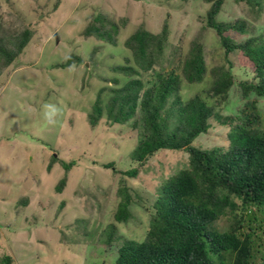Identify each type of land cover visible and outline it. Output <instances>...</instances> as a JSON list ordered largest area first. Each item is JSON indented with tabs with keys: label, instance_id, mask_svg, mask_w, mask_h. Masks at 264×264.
<instances>
[{
	"label": "rangeland",
	"instance_id": "rangeland-1",
	"mask_svg": "<svg viewBox=\"0 0 264 264\" xmlns=\"http://www.w3.org/2000/svg\"><path fill=\"white\" fill-rule=\"evenodd\" d=\"M252 1L263 3L258 18L248 0H226L218 16L221 22L250 24L247 36L232 33L239 43L264 36V0ZM210 6L203 0H0V36L20 34L27 27L33 33L20 57L0 75V264H116L124 242L146 240L153 213L147 208L162 185L188 166L189 157L184 151L162 150L140 167L137 178L122 174L137 166L132 152L142 124L134 127L135 119L115 123L109 114L111 91L137 78L114 68H137L125 42L141 29L159 35L168 23L169 45L162 61L140 76L145 89L157 76L175 72L182 78L183 62L194 43H202L209 66L206 78L223 65L233 66L237 80L220 115L240 114L248 99H242L239 82L254 77L253 64L239 52L223 59L216 32L206 28ZM99 16L120 28L116 44L86 36ZM71 56L83 62L67 65ZM209 82L184 81L181 101L197 94L208 97ZM251 101L257 109L248 113L257 115L256 126L264 129V99L252 95ZM47 105L59 109L52 123L45 118ZM97 109L102 115L94 124ZM210 124L195 146H228L229 127L214 118ZM110 163L114 169L105 168ZM63 164L71 170L66 172ZM123 186L133 199L131 216L115 222ZM228 224L224 217L217 226Z\"/></svg>",
	"mask_w": 264,
	"mask_h": 264
},
{
	"label": "trees",
	"instance_id": "trees-1",
	"mask_svg": "<svg viewBox=\"0 0 264 264\" xmlns=\"http://www.w3.org/2000/svg\"><path fill=\"white\" fill-rule=\"evenodd\" d=\"M225 1L203 0L211 4L206 12V28L216 32L224 60L239 52L253 64L254 77L239 82L242 99H248L240 114L220 115L237 80L233 66L223 65L212 68L211 76L206 78L209 66L202 43L195 42L183 62L182 78L175 72L157 76L154 85L145 89L140 76L162 61L169 45L168 23L159 35L141 29L125 42V47L134 53L137 68H114L119 74L137 78L111 91L109 114L114 115L115 123L135 119L134 127L139 121L142 124L141 138L132 152V162L137 166L121 173L137 178L140 167L162 150L184 151L189 157L188 166L162 185L156 202L147 208L153 213L146 240L124 242L116 264H264V129L256 126L259 117L248 113L250 108L257 109L255 101L249 102L252 95L264 99V36H248L244 42H237L232 33L247 36L252 27L246 20L218 21ZM248 2L252 14L260 17L263 3ZM91 25L86 36L116 44L120 28L110 18L96 17ZM32 34L27 27L20 34L0 36V75L20 57ZM68 61L67 65L83 62L76 56ZM207 80L208 97L197 94L186 103L181 101L184 81L196 85ZM114 81L120 85V80ZM96 111L94 124L102 115L99 109ZM212 118L229 127V145L207 149L195 146V141L211 128ZM63 166L66 172L72 168ZM105 168L114 169L115 165L110 163ZM65 183L63 179L61 184ZM128 191L127 186L119 189L123 200L114 215L115 222H124L131 216L128 207L133 199ZM224 217L229 218V224L221 229L217 224ZM110 229L108 233L113 235V224Z\"/></svg>",
	"mask_w": 264,
	"mask_h": 264
},
{
	"label": "clouds",
	"instance_id": "clouds-1",
	"mask_svg": "<svg viewBox=\"0 0 264 264\" xmlns=\"http://www.w3.org/2000/svg\"><path fill=\"white\" fill-rule=\"evenodd\" d=\"M48 111L45 112V118L49 123L54 122L53 117L59 112V109L55 105H47Z\"/></svg>",
	"mask_w": 264,
	"mask_h": 264
},
{
	"label": "water",
	"instance_id": "water-1",
	"mask_svg": "<svg viewBox=\"0 0 264 264\" xmlns=\"http://www.w3.org/2000/svg\"><path fill=\"white\" fill-rule=\"evenodd\" d=\"M56 38H57L56 40H57V42H58V41H59L58 36H56Z\"/></svg>",
	"mask_w": 264,
	"mask_h": 264
}]
</instances>
